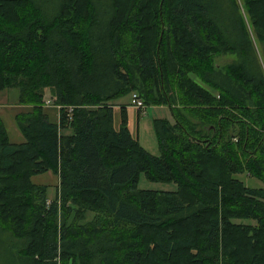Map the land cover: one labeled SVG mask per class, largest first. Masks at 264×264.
<instances>
[{
    "label": "trees",
    "instance_id": "1",
    "mask_svg": "<svg viewBox=\"0 0 264 264\" xmlns=\"http://www.w3.org/2000/svg\"><path fill=\"white\" fill-rule=\"evenodd\" d=\"M254 44L264 58V0H0V92H16L21 136L0 117L3 264H264ZM147 107L171 118L152 120L157 155L138 142ZM46 173L51 199L31 181ZM139 174L175 190H139Z\"/></svg>",
    "mask_w": 264,
    "mask_h": 264
},
{
    "label": "rangeland",
    "instance_id": "2",
    "mask_svg": "<svg viewBox=\"0 0 264 264\" xmlns=\"http://www.w3.org/2000/svg\"><path fill=\"white\" fill-rule=\"evenodd\" d=\"M238 2V0H237ZM239 7V13L243 20L245 19L244 10L242 9L240 3L238 4ZM253 53L255 54L256 63L260 68L264 71V58L262 55L261 50L254 44ZM235 58L233 59V61ZM216 66L220 69H222L224 66L229 65L230 63L233 64L232 58L229 56H219L215 58ZM49 93L47 90L44 91V104L48 100ZM15 100H16V92L15 91H5L0 92V117L2 120V123L4 125L5 131L7 133L8 139L10 142L14 143L19 141L21 139V136L19 132L16 129V126L13 121V115L17 112V108L15 106ZM130 97L124 96L122 98H119L112 103L115 105V108L113 109L114 112V121L113 126L116 129L118 118H117V107L119 105H123L124 103H130L129 102ZM48 104V103H46ZM48 107V105L46 106ZM20 109V108H18ZM50 118L53 117V113L51 110H49ZM128 115H129V121H128V127L129 131L132 135L135 134V111L134 108L129 106L128 108ZM157 118H167L169 121H171V118L165 110V107H147L144 110V114L141 115L138 126H137V135L139 138L140 146L142 145L144 149L148 153H153V155H157V145H156V138L155 133L152 127V120ZM150 153V154H151ZM236 179L241 181L245 187L248 188H259L261 187V183L257 181L256 179L249 178L246 175H236ZM32 183L38 184V185H45L48 187L47 190V198L51 199L53 197V188L55 186V177L52 176L49 173L35 176L31 179ZM136 187L139 190H154V191H173L175 190V185L173 183H159V182H151L144 178L142 174H139L138 180L136 183ZM240 222L243 224H253L250 220H242V221H235ZM10 240V239H9ZM8 246V238L5 234L0 233V257L2 253V249L4 247ZM10 248L14 251V247L9 242ZM12 251V252H13ZM0 264H3V262L0 260Z\"/></svg>",
    "mask_w": 264,
    "mask_h": 264
},
{
    "label": "crops",
    "instance_id": "3",
    "mask_svg": "<svg viewBox=\"0 0 264 264\" xmlns=\"http://www.w3.org/2000/svg\"><path fill=\"white\" fill-rule=\"evenodd\" d=\"M137 137H138V135H137ZM21 141V139H19V141H17L16 143H18V142H20ZM138 142H139V138H138ZM139 144H140V142H139ZM141 147H143L142 145H141ZM144 148V147H143ZM151 153V152H150ZM151 154H153V153H151ZM56 183V182H55Z\"/></svg>",
    "mask_w": 264,
    "mask_h": 264
},
{
    "label": "bare ground",
    "instance_id": "4",
    "mask_svg": "<svg viewBox=\"0 0 264 264\" xmlns=\"http://www.w3.org/2000/svg\"><path fill=\"white\" fill-rule=\"evenodd\" d=\"M135 100V99H134ZM141 102V101H140ZM135 103V102H134ZM139 107V106H138Z\"/></svg>",
    "mask_w": 264,
    "mask_h": 264
},
{
    "label": "built area",
    "instance_id": "5",
    "mask_svg": "<svg viewBox=\"0 0 264 264\" xmlns=\"http://www.w3.org/2000/svg\"><path fill=\"white\" fill-rule=\"evenodd\" d=\"M138 103L136 102V105H137Z\"/></svg>",
    "mask_w": 264,
    "mask_h": 264
}]
</instances>
